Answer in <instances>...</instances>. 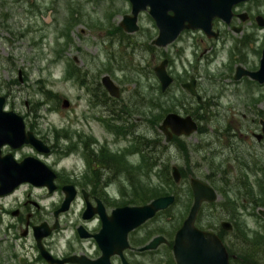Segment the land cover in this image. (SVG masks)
I'll return each mask as SVG.
<instances>
[{"label": "rangeland", "instance_id": "1", "mask_svg": "<svg viewBox=\"0 0 264 264\" xmlns=\"http://www.w3.org/2000/svg\"><path fill=\"white\" fill-rule=\"evenodd\" d=\"M131 7L130 0H0V93L7 96L5 107L23 114L27 125H31L32 128L36 121L34 114H38L36 124L45 135H54L51 131H47L52 126L67 131L71 137L60 141L65 147L72 145V133L78 127L83 115L91 114L94 118L88 117V121L83 118L86 123L84 126L87 129L86 133L92 130L93 134L100 138L97 131L101 130L103 124L99 118L115 119L119 109H115V114H110L98 103L92 106L91 94L74 79L72 64L73 61L76 62L75 64L81 69L88 70L90 74L97 77V80L108 73L120 86L121 99L127 100L132 107L128 111L132 109L131 112H133L137 109L133 118L138 117L140 120L135 125V130H129L128 124L124 123L125 120L120 119L118 121L123 122L122 129L125 130H120L123 131L122 135L120 131L119 135H115L116 128L112 126V130H108L105 136L112 149L121 150V154L128 152L125 158L128 166L139 168L141 174L136 177L131 176L132 173L129 174L128 169L109 184H103L114 193L117 189L129 190L127 200H140L141 198L134 191L142 190L143 202H149L153 198L150 193L153 191L151 188L153 186L161 188L166 186L168 193H178L176 201L170 207L149 220L144 228V235L153 230L154 233H164L169 240H173L175 230L187 216L193 198L190 197L188 181L184 180L175 185L171 173L173 164L202 179L210 180L208 176L210 172L215 173L213 177L218 179L214 182L219 188V198L213 202L212 207L203 209L202 219L198 220L199 225L207 226L211 222L220 224L222 219H232L231 211L236 212V216L241 221L254 222L255 218L250 212L255 207L250 203L251 195L245 193L251 188L255 191L264 189L263 172L254 173L249 170L244 175L242 166H237V161L233 159L226 160L223 152L221 155L210 156L209 161L204 160V156H201L199 152L191 150L190 162L186 164L187 161L177 146L164 145L162 140L158 145L159 155L157 156L156 152L154 155L152 149H146L141 142L150 141L155 135L151 122H147L146 119L152 118V110L158 112L161 124L168 111L184 109L180 105L181 101L186 102L187 108L197 106L196 100L185 98L184 95L189 94L188 90L179 83L169 87L170 89L167 87L163 90L161 83L158 82L153 67L167 53L173 52L175 55L171 66L177 76L186 80L192 74L198 77L204 92L201 93L213 97V102H218L213 104L212 109L215 110L246 107L250 95L260 98V103L257 105L263 108L264 83L254 82L252 87L247 86L246 81L234 84L230 77L224 79L227 77L222 76L225 72L224 66L218 71L214 67L215 63L205 64L204 60L199 59L205 45V42L200 40V32L185 34L180 41L157 48L152 43V39L157 35V28L148 10L139 12L140 27L137 31L131 33L125 31L121 26V20L125 13H131ZM261 40L262 38L259 37V41ZM182 45L185 49L179 51L178 48ZM75 57L78 60H75ZM20 68L23 69L25 76L23 81L19 80ZM207 70L213 74L211 78L206 77ZM220 76L223 79H220ZM48 90H52L51 93H53L50 95ZM64 97L70 100L69 107L62 106ZM155 101L157 106L154 105ZM31 110H34V114ZM235 117L242 118L238 114ZM227 118L228 116H222L215 119L218 123L224 124ZM115 120L113 124L118 122ZM133 121L136 120L133 119ZM137 134H139L138 137H136ZM196 134L188 138L193 141V144L198 142L195 138ZM103 139L104 135L101 137V140ZM136 143L140 147L139 151L132 152L133 145ZM242 144L237 151L240 155L239 160L246 162L250 159L248 153L252 147H249L250 144L247 142ZM70 151L72 149L67 155L65 154L59 166L65 165L69 174L79 171L77 167L79 165L84 167V164L85 169L90 170V165L86 166V160L80 151ZM227 151L230 150L227 149ZM28 152H32L30 145L19 148L14 154L19 158ZM51 160H56L55 155L50 157ZM241 182L246 186L240 184ZM238 184L240 186H237ZM31 187L24 184L9 197L0 198V206H3L0 208V264L7 262L23 264L22 259L32 260L38 252L32 232L26 236L22 235L24 225L20 228L16 217L4 211V208L11 209L20 205L23 196L26 197L27 191L31 190V194L27 197L40 204V207H37L33 202L29 203L31 210H38L36 220H50L53 217L54 203H59L63 196L60 191L48 194L42 188ZM256 196L258 202L264 200V192ZM81 205V200H78L63 214L62 229L54 235L59 248L65 249L69 240H76L75 229ZM175 216L179 217L176 221H174ZM33 220L35 221V218ZM9 222H14L17 226L9 228ZM98 224L97 219L90 223L93 228ZM84 243L91 248V241L85 240ZM169 247L168 244H162L155 259L143 260V264H175ZM231 263L245 264L237 260H232Z\"/></svg>", "mask_w": 264, "mask_h": 264}, {"label": "flooded vegetation", "instance_id": "2", "mask_svg": "<svg viewBox=\"0 0 264 264\" xmlns=\"http://www.w3.org/2000/svg\"><path fill=\"white\" fill-rule=\"evenodd\" d=\"M168 13L172 15L174 14V10L169 9ZM151 16L153 17L155 26L157 28V35L155 37L157 38L160 34V25L157 18L153 15ZM205 25L206 27H204V25H200L198 27L183 28L178 36L167 45H172L175 42L180 41L185 34L200 32V40L205 42V45L203 50L201 51L199 59L204 60L205 64L210 65L211 63H215L214 67L218 71L221 70V67L223 69L224 66L225 72L222 73V76L227 77L224 79H228V77H230L232 83L234 84H239L241 81H246L245 83L249 87H252V84H254V82L257 84H263L264 82H260L259 80L251 77L249 74H247L246 71H253L258 69L261 63L264 49V0H238L233 4L232 14L230 16H214L211 19V25L208 26V23H206ZM259 37L262 38L261 41H259ZM153 44H155L157 48L167 46L158 45L156 43ZM183 49H185L184 45L178 48L179 51H182ZM164 59H167L168 61L167 70L173 78L168 88H171L175 84L179 83L184 89L188 90L189 94L188 96L184 95L185 98H193L194 100H196L197 104V106H189L187 108V106L185 105L186 102H183V100L180 102V105H182L181 107H184V109L180 110L177 108L168 112H176L182 116L190 115L196 122L197 128L189 133L183 132L181 134H177L171 129V127H169L172 135L170 139H167V133L160 129L158 112L152 110V118L146 119L147 122H151V126L155 130V135L151 137L150 141L144 140L143 142H141L142 145L146 146V149L151 148L153 154L155 155L156 152L157 156L159 155L158 145L162 140L164 141V145L168 144L169 146H177L181 150L185 161H187L186 164L190 162L189 160L191 157V150L199 152L201 156H204V160H209L210 156L221 155V152H223V156L226 157V160L233 159L237 161V166H242L241 169L244 170V175L245 172L249 170L254 173H264V125L262 122L264 121V107L259 108V106L257 105L258 103H260V98H256L253 97L254 95H250L249 103L246 105V107L243 108H237L234 110L223 108H219L217 110L212 109L213 104H218V102H213V97H209L207 94L201 93L203 92L202 83H200L198 77L192 74L190 78L186 80L183 77L177 76V73L172 69L171 65L175 59V55L173 52L164 55V57L154 65L153 69L155 74V67ZM75 60H78V58L75 57ZM75 63L76 62L73 61L72 64L74 79H76V82H78V84L84 87V89H86V91L91 94V105L96 106V104L98 103L99 105H102L103 108H105V111H109L110 114L114 113V111H116L115 109H119V112H116V114L114 113L115 119L117 121L120 119L125 120L124 123L128 124V127L127 125L126 127L129 130H135V125H137L138 121L140 120V118L138 117L133 118V114L136 113L137 109H134L133 112H131L132 109L128 111V109L132 107H130L127 100L121 99L122 92L120 86V94L118 96L113 95L104 83L103 77L106 74H104L100 79L97 80V77L90 74L88 70L81 69ZM18 71L19 80H25L23 69L20 68ZM237 74H241L240 77H236ZM212 75L213 74L211 73V71L207 70L206 77L211 78ZM156 76L159 80L158 82L161 83L157 74ZM222 76H220V79H223ZM192 78H194L195 80V89L198 95L192 93L191 90L186 86L187 83L191 82ZM14 82L15 84H17L16 80H14ZM51 91L48 90L49 93ZM70 103L67 107L70 106ZM191 103L193 104V102ZM154 105H158L156 101L154 102ZM35 112L37 113V111ZM31 113L34 114V110H31ZM127 113L128 115L126 116ZM236 114L241 115L242 118H236ZM34 115L36 121L33 125V128L31 125H27V120L23 115L27 129L32 130L35 135L43 139V141L48 145L49 150H39L34 145L29 143L23 144L20 147L16 148L10 146L9 144H5L2 146V154H6L9 152H12L14 154V152L19 148L30 145V147L32 148V152L25 153L22 157L19 158H17L16 156L15 157L18 160H21L28 155H34L43 160L55 171V182L57 184V187L54 190L50 191L47 185H37L25 181L17 185L13 190L9 192L0 193V198L2 199L9 197L24 184L32 186L31 188H42L48 194L60 191L63 193V196L60 199L59 203H54L53 217L50 220H36L38 210H31L29 208V203L33 202L37 205V207H40V204L36 200H32L27 197L31 194V190L27 191L26 197L23 196V200L21 201L20 205L11 209L4 208V211L10 212L14 217H16L17 223L20 225V228L24 225V229L21 232L22 235L26 236L29 234V232H32L35 238V243L38 251L37 255L35 256V258H32V260L24 258L21 261L23 262V264H89L90 260H97L103 255V249L94 235L95 233L99 232L103 226L101 210L105 211L107 215H112V212L115 208L126 205L137 206L147 203L143 202L142 195L144 196V193L142 190H140L141 192L136 190L134 191L137 196L141 198L140 200H127L126 197L128 196L129 190L117 189L114 193L110 192V190L106 188V185L103 184H109L110 181L116 179L122 172L128 171V169L129 174L132 173L131 176L136 177L141 174L139 173V168L128 166L125 159L128 156V152H123L121 154V150H114L108 145V140L105 136V133H107L108 130L111 131L113 126L116 128L114 130L115 135H119V129L124 127V125H122L123 122H115L116 120L114 118L109 117H106V120H104L103 117H100L99 119L101 120L103 125L101 126V130L97 131L100 135V138H98L95 134H93L94 132H92V130H88L90 133H86L87 129H85L84 127L86 123L83 121V118L88 121V117H93V115L84 114L78 127L72 133V145L65 147L63 145V142L60 141L61 139L71 137V134L65 130L58 129L56 126H52V128L47 130L51 131L52 134H54L53 136L43 134L41 129L38 127V124H36L38 122L39 115ZM222 116H228L224 124L218 123L215 119L216 117ZM133 119H135L136 121L134 122ZM113 120H115V124L112 123ZM90 128L92 129L91 126ZM123 131H120V135H122ZM195 133H197L195 136V138L198 140L197 144H193V141L188 139L192 134ZM103 135L104 139L101 140V137ZM138 136L139 134L136 135V137ZM242 142H247L250 144L248 146L252 147V149H250V152L248 153L250 159L248 161L246 160V162H244V160L242 162L239 160L240 155L237 151V148L243 145ZM133 146L134 148L132 152L139 151L138 149L140 147H138V143ZM63 147H65V151H63ZM258 147L261 150H259ZM70 149H72V151L75 150L81 152L84 160H86V166L88 167L90 165V170H86L84 164V167L82 165H79L77 167L79 171H74L73 173L69 174L66 170L65 165L59 166L60 161L64 159V157L69 153L68 151ZM227 149L230 151H227ZM203 150L208 152H205ZM225 152H227L226 155ZM53 155H55L56 160L50 161V157H52ZM152 158H154V156ZM211 162L215 165L212 159ZM173 165L171 167V173L174 182L176 184H180L184 180L188 181L190 197L193 198L190 208L194 201L193 189L191 185L192 177L199 178L211 184L217 192V199L219 198V188L214 182V180L218 179H216V177H213L215 173H208V176H210V180L208 178L202 179L193 173H187L186 171L182 170L179 165H177L181 172V178L179 181H176L172 170ZM107 172L108 176H106ZM241 179L243 180L242 177ZM240 184L244 183L241 182ZM240 184H238L237 186H240ZM67 185H71L72 188H67ZM244 185L246 186V184ZM262 189L263 188L255 191V189L251 188L248 189L245 193L247 195H251L250 203L255 207L250 212L251 216L255 218V221L252 223L247 222L246 220H239L236 216L237 213L231 211L232 219H222L220 220V224L211 222L208 223L207 226L199 225L198 220L200 221L202 219V212H204L203 209L210 206L212 207L213 202L217 199H215L214 201L205 200L202 203L201 209L196 219V224L202 229L215 231L221 237L228 249L230 255V263L232 260H237L242 261L245 264H264V200L258 202L256 199V194H261L262 192H264L262 191ZM71 190L75 191V195L70 203L69 208L60 211L58 215H56V210L61 207L67 192ZM174 194L177 199L178 193ZM78 200H81L82 205L79 210V219L76 223V240H69L65 249L59 248V243L55 240L54 235L58 230L62 229L61 219L63 214L66 213ZM257 203L262 204L257 205ZM0 208H3V206H0ZM87 210L88 212H93L92 215L85 216ZM162 210H159L153 217L147 219L142 224L132 228L128 232L129 245L123 248L122 252L116 249V251L111 253L109 257L110 264H143V260H147L148 258L154 260L158 254L159 247L162 244H168L170 246L169 248H171L173 256L172 259L175 264H177L173 252L174 238L173 240H169V238L164 233H154L153 230H151L150 233H147L146 236L144 235V228L148 224L149 220H152ZM33 218H35V221L33 220ZM95 219H97L99 224L97 227L93 228L90 223ZM174 221H176V216L174 218ZM224 221H228L230 224L225 226L223 224ZM44 222H46L47 225L52 228V230L48 235L44 236L41 239V242L44 249L47 251V253L50 254L51 258L42 253L34 231V227L36 225H40ZM56 222H58V226L54 228L53 226ZM15 226L17 225H15L14 222H9L8 224L9 228ZM80 226H83V232L89 233V235H82L79 229ZM176 230L174 232V236ZM157 235H164L167 238V241L160 243L157 247L146 249L143 248L145 244H147ZM85 240H89L92 242L91 248L84 243ZM72 255L79 257V259L67 260L65 262H59L57 260L53 261V259H64ZM259 258H261L260 261ZM6 264H11V262H7Z\"/></svg>", "mask_w": 264, "mask_h": 264}, {"label": "water", "instance_id": "3", "mask_svg": "<svg viewBox=\"0 0 264 264\" xmlns=\"http://www.w3.org/2000/svg\"><path fill=\"white\" fill-rule=\"evenodd\" d=\"M132 3L131 13L123 15L121 25L128 32H134L139 29L138 14L141 10L148 9L150 14L155 16L160 25V34L152 42L165 46L173 41L180 31L185 27H198L206 23L211 25V19L214 16H230L232 6L238 0H130ZM174 10V14H169L168 10ZM167 59H164L155 67L162 89L165 90L172 81V76L167 70ZM251 77L264 82V49L261 63L258 69L246 71ZM237 74L236 77H240ZM104 83L109 91L118 96L120 94L119 85H117L110 75L103 77ZM186 86L192 93L197 94L195 89V80ZM6 96L0 93V193H6L13 190L22 182L28 181L37 185H47L50 191L57 187L55 182V171L43 160L28 155L18 160L12 152L2 154V146L9 144L16 148L23 144H32L37 149L48 151V145L27 129L23 115L14 109L5 107ZM70 103L68 98L63 99V106L67 107ZM263 125H264V121ZM189 133L197 128V124L190 116H182L176 112H168L160 124V129L167 133V139H170L172 133ZM264 130V127H263ZM173 175L176 181L181 178V172L177 165H173ZM191 185L193 189L194 201L186 218L180 227L176 230L173 242V252L177 264H231L228 249L221 237L213 230H205L197 226L196 219L205 200L214 201L218 195L215 188L196 177H192ZM67 188H72L67 185ZM75 191L67 192L61 207L56 210V215L60 211L69 208L73 200ZM174 193L159 195L149 202L137 206H122L115 208L112 215H107L101 210L103 226L101 230L95 233L100 246L103 249V255L97 260H90L89 264H110V255L116 249L122 252V249L129 245L128 232L142 224L147 219L153 217L159 210L166 209L175 202ZM93 212L85 213V216L92 215ZM226 226L230 224L224 221ZM58 222L54 224V228ZM82 235L83 226L79 227ZM52 228L46 222L34 227L35 236L44 255L51 258L50 254L44 249L41 239L51 232ZM26 232V231H25ZM24 232V233H25ZM164 235H157L151 239L143 248L157 247L160 243L166 242ZM53 259V258H52ZM79 257L72 255L64 259H53L59 262L67 260H77Z\"/></svg>", "mask_w": 264, "mask_h": 264}, {"label": "trees", "instance_id": "4", "mask_svg": "<svg viewBox=\"0 0 264 264\" xmlns=\"http://www.w3.org/2000/svg\"><path fill=\"white\" fill-rule=\"evenodd\" d=\"M52 93L50 92V95H51ZM119 130H123L122 128L121 129H119ZM175 183V182H174ZM175 185H176V183H175ZM145 188V187H144ZM152 189H153V191H151L150 193H151V195L153 196V197H155V196H159V195H163V194H168V190H167V188H166V186H163L162 188L161 187H159V186H153V187H151ZM178 216L176 217V220H178Z\"/></svg>", "mask_w": 264, "mask_h": 264}]
</instances>
